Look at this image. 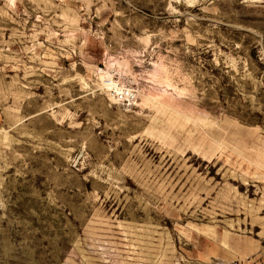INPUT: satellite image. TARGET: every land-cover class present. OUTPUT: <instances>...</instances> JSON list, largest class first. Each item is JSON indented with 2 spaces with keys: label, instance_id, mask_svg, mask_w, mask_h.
<instances>
[{
  "label": "rangeland",
  "instance_id": "rangeland-1",
  "mask_svg": "<svg viewBox=\"0 0 264 264\" xmlns=\"http://www.w3.org/2000/svg\"><path fill=\"white\" fill-rule=\"evenodd\" d=\"M0 264H264V0H0Z\"/></svg>",
  "mask_w": 264,
  "mask_h": 264
},
{
  "label": "built area",
  "instance_id": "built-area-1",
  "mask_svg": "<svg viewBox=\"0 0 264 264\" xmlns=\"http://www.w3.org/2000/svg\"><path fill=\"white\" fill-rule=\"evenodd\" d=\"M98 71L99 72H103V69L102 68H98ZM102 76H103L102 78L107 77V76H104V75H102ZM107 85L109 86V88H108L109 90H113L112 89L113 88V84L112 83L111 84L108 83Z\"/></svg>",
  "mask_w": 264,
  "mask_h": 264
}]
</instances>
